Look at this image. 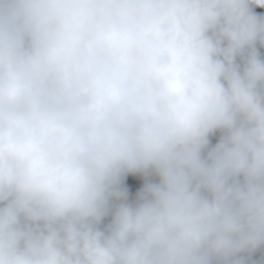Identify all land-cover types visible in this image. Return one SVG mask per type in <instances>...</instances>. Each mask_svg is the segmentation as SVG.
<instances>
[{"label": "clouds", "instance_id": "1", "mask_svg": "<svg viewBox=\"0 0 264 264\" xmlns=\"http://www.w3.org/2000/svg\"><path fill=\"white\" fill-rule=\"evenodd\" d=\"M250 6L264 0H0V264H246L264 248ZM136 174L157 182L130 204Z\"/></svg>", "mask_w": 264, "mask_h": 264}, {"label": "trees", "instance_id": "2", "mask_svg": "<svg viewBox=\"0 0 264 264\" xmlns=\"http://www.w3.org/2000/svg\"><path fill=\"white\" fill-rule=\"evenodd\" d=\"M251 12L253 15L259 12L256 16L264 17V9L257 8L250 6ZM257 51L260 55L261 59H264V48H260L259 45H257ZM237 63H240L239 58L237 59ZM220 132L214 133L209 139H210V147L215 146L216 143H218L220 137ZM206 154V152H205ZM146 182H157V178L154 175H151L149 177H144L142 175L136 174V175H129L124 178L122 181V184L128 185V199L127 203L134 204L136 202V195L137 193L142 189L143 185ZM121 184V185H122ZM111 221V213L108 217L104 219L102 222L101 227H106ZM246 264H264V248L258 249L255 253H253L250 257H246Z\"/></svg>", "mask_w": 264, "mask_h": 264}, {"label": "rangeland", "instance_id": "3", "mask_svg": "<svg viewBox=\"0 0 264 264\" xmlns=\"http://www.w3.org/2000/svg\"><path fill=\"white\" fill-rule=\"evenodd\" d=\"M121 187L124 188L127 191V194H128V192H129L128 185L124 183V184L121 185Z\"/></svg>", "mask_w": 264, "mask_h": 264}]
</instances>
